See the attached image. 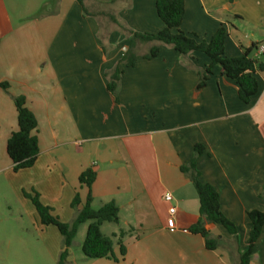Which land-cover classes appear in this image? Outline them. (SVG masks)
Here are the masks:
<instances>
[{
  "label": "crops",
  "instance_id": "0c3cea01",
  "mask_svg": "<svg viewBox=\"0 0 264 264\" xmlns=\"http://www.w3.org/2000/svg\"><path fill=\"white\" fill-rule=\"evenodd\" d=\"M52 3V11L36 14ZM156 3L84 0L86 9L99 15L86 17L77 0H0V82L9 85L7 91L0 87V176L29 208L24 192H36L63 223H71L76 194L78 209L88 196L79 177L92 169V207L114 201L120 209L118 224L102 226L105 235L115 236L118 261L75 256L70 249L67 264H238L248 248L247 213L264 211L259 198L264 72L257 76L258 93L245 104L236 82L223 77L220 68L196 91L198 74L189 65L205 69L210 63L205 54L185 58L160 45L159 55L147 60L142 56L154 44L136 41L135 53L142 45L146 51L138 53L135 67L120 65L125 72L119 103L109 92L106 73L132 42L111 17L131 31L157 34L164 23ZM19 6L26 9L18 11ZM221 25L227 31L226 57H239L242 47L264 45V0H185L182 31L210 40ZM20 96L38 121L40 154L31 169L14 172L6 147L18 129L14 98ZM197 144L205 148L197 160L200 180L216 188L222 213L238 227L235 241L223 227L209 225L218 242L215 250L189 232L200 218V203L191 176L181 168L189 165ZM171 207L176 208L174 228L167 225ZM88 225L81 227L83 242ZM56 232L50 231L52 240L45 237L55 245L54 259L63 250ZM251 264H264V228Z\"/></svg>",
  "mask_w": 264,
  "mask_h": 264
},
{
  "label": "trees",
  "instance_id": "16d2710c",
  "mask_svg": "<svg viewBox=\"0 0 264 264\" xmlns=\"http://www.w3.org/2000/svg\"><path fill=\"white\" fill-rule=\"evenodd\" d=\"M83 9V15L97 17L99 15L90 13L84 4V0H77ZM156 10L158 17L164 23V28L157 34L139 33L125 28L111 17L114 24L121 30L132 36V42L128 50L124 53L119 63L114 69L106 73L108 79V90L115 97L116 103H119V91L122 76L125 69H121L120 65L125 68L135 67L139 55L134 51L136 41L142 43H153L154 46L147 54L142 57L147 60L156 58L160 53V45H166L179 53L182 57L200 52L210 59V63L205 69L196 68L193 64L189 65L190 69H194L198 74V84L196 91L202 90L210 76L213 74L214 68H220L223 77L231 79L238 85L239 99L250 104L253 97L258 93V74L264 72V53L259 55L260 44H252L249 48H241L242 53L239 57L229 58L225 53V41L227 31L224 25H221L214 33L210 40L200 39L198 35L187 34L182 31L181 26L185 15V0H157ZM104 53L106 49L104 47ZM0 87L7 91L9 85L0 82ZM15 106L18 114V129L14 131L7 142V155L13 164L14 172L20 170L31 169L37 161L40 154L38 137L35 134L38 128V121L32 111L26 105L25 97L14 98ZM205 152L203 145L197 144L194 147V157L187 167H182L184 174L191 176L192 183L199 197L200 218L193 225L189 232L201 235L205 240L208 250L217 248V240L211 237L208 230L209 225L221 226L238 241V227L227 218L221 210L220 195L216 188L209 183H203L200 180V173L197 170V160ZM96 179V172L92 169L84 171L79 182L82 186L88 188V196L84 206L78 209L80 205L79 195L76 194L72 208L76 214L71 223H63L60 218L54 214V210L42 204L38 193L33 192L24 196L28 198L39 219V223L45 227H53L61 235L63 239V250L60 254L58 264L67 263L69 250L74 244V240L78 235L80 228L84 224H89L81 251L88 259H109L118 261L114 252L115 242L113 237L107 236L102 232V226L105 223L118 224L120 221V209L114 202H108L98 209L92 207L93 197L91 188ZM260 199H264V185L259 195ZM251 224V230L248 237V248L240 255L238 264H251L253 251L256 243L259 241L264 228V211L252 210L247 213ZM125 232L119 234L120 239ZM122 256L125 255L126 248L121 240L118 243Z\"/></svg>",
  "mask_w": 264,
  "mask_h": 264
},
{
  "label": "rangeland",
  "instance_id": "374dc122",
  "mask_svg": "<svg viewBox=\"0 0 264 264\" xmlns=\"http://www.w3.org/2000/svg\"><path fill=\"white\" fill-rule=\"evenodd\" d=\"M25 9L19 6L17 10ZM53 9L54 3L37 9L36 14L42 15ZM143 46L137 54L146 51ZM17 194L16 190L7 185L3 176H0V264H58L60 255L54 259L52 254L55 245L52 243L50 246L45 239L49 236L48 239L52 240L50 231L57 230L49 228L51 230L46 232L45 226L39 223L31 201L26 200L32 206L29 208ZM106 227L105 230L114 226ZM56 233L61 237L58 232ZM84 234V229L81 228L76 243L71 248V253L75 256L82 255L80 247Z\"/></svg>",
  "mask_w": 264,
  "mask_h": 264
},
{
  "label": "built area",
  "instance_id": "2783aa9c",
  "mask_svg": "<svg viewBox=\"0 0 264 264\" xmlns=\"http://www.w3.org/2000/svg\"><path fill=\"white\" fill-rule=\"evenodd\" d=\"M264 53V45H261L260 48H259V52L258 54L261 55ZM166 200L171 202L173 200V197L171 194H167L165 196ZM169 214H170V217L167 221V225L169 228H174L175 227V214H176V208L175 207H171L169 209Z\"/></svg>",
  "mask_w": 264,
  "mask_h": 264
},
{
  "label": "water",
  "instance_id": "95a60500",
  "mask_svg": "<svg viewBox=\"0 0 264 264\" xmlns=\"http://www.w3.org/2000/svg\"><path fill=\"white\" fill-rule=\"evenodd\" d=\"M127 50V49H126Z\"/></svg>",
  "mask_w": 264,
  "mask_h": 264
}]
</instances>
